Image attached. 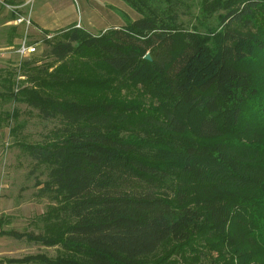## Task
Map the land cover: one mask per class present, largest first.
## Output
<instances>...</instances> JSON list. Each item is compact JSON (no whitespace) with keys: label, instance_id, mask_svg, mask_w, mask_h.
Instances as JSON below:
<instances>
[{"label":"trees","instance_id":"16d2710c","mask_svg":"<svg viewBox=\"0 0 264 264\" xmlns=\"http://www.w3.org/2000/svg\"><path fill=\"white\" fill-rule=\"evenodd\" d=\"M129 2L142 16L122 28L44 38L65 64L21 61L30 85L13 91L15 70H2V95L55 122L16 142L45 173L41 230L4 229L0 214V235L55 254L5 261L264 264V0H202L218 18L205 33L179 26L183 0Z\"/></svg>","mask_w":264,"mask_h":264},{"label":"rangeland","instance_id":"374dc122","mask_svg":"<svg viewBox=\"0 0 264 264\" xmlns=\"http://www.w3.org/2000/svg\"><path fill=\"white\" fill-rule=\"evenodd\" d=\"M51 1L54 9H48L45 6L41 7L42 0H31V3L26 6L25 11L22 10V12L21 7L17 8V10L21 14L30 13L32 9L40 10L44 13V19L48 20V22L50 21V25H53L52 19L64 18L59 24L71 22L76 27L83 28L93 34H98L110 28H122L129 20L142 16L129 0ZM201 1L183 0L182 5L179 6L177 23L185 31L196 30L205 33L207 27L218 24L217 13L209 17L203 15ZM162 6L164 7L165 4ZM144 11L146 13L147 10ZM16 16L12 6L0 2V77L5 74V71L2 70H15L12 77L15 82L12 89L15 92L21 85H30V83L25 81L26 74L20 66L15 68V61L17 59L13 53L18 44L17 40L23 34V31L21 32L23 28H19L16 32L12 29V24L3 25L9 20H14ZM66 28L41 31L30 28L27 31L28 36L31 42L38 41L37 49L36 52L23 58L22 61L36 58L35 65L43 67L48 65L49 72L65 64L63 61H55L44 55L47 46L43 39L47 33L53 36L55 33ZM13 37L16 43L9 44V40ZM146 53L150 55L149 51ZM68 61L67 65H74V63ZM12 63L14 64L12 65ZM71 69H73V66ZM76 71L82 72L81 70ZM60 88V85L51 86L54 92L56 90L60 91ZM1 90L2 87H0V214L4 218L9 219V222L4 223L3 228H13L20 232L33 231L34 233H38L41 230L42 223L35 219L47 210L48 200L45 197L38 199L35 195L39 184L45 179V173L39 168L35 169L33 167V161L30 156L16 142L20 140L28 143L40 141L43 134L52 128L55 122L41 119L36 109L13 98L9 99L7 96L1 94ZM123 91H126V89ZM129 94L128 97L130 98L137 95L136 91H131ZM15 109L19 110L16 119L13 117L6 118L7 120L1 119V117H5L4 114L6 112L11 113ZM17 123L20 124L18 132L16 135H12L9 133V128ZM170 249L171 245L165 244L150 259L161 257ZM55 250L54 246H45L25 238L17 239L11 236L0 235V264H31L10 263L5 261V259H20L37 253H46L52 256L55 254Z\"/></svg>","mask_w":264,"mask_h":264},{"label":"crops","instance_id":"0c3cea01","mask_svg":"<svg viewBox=\"0 0 264 264\" xmlns=\"http://www.w3.org/2000/svg\"><path fill=\"white\" fill-rule=\"evenodd\" d=\"M51 0H42L41 2V7H48V9H54V5L52 3ZM1 3L3 4H7L9 6L12 7H16L15 12L19 13L20 15H26V14H21L17 8L21 7V11H25L26 10V6L29 5V3H31V0H0ZM8 2V3H7ZM22 11V12H23ZM44 13L41 12L40 10H34L32 9L30 11V26L29 29L31 28L32 30H37V31H41V30H58L60 28L63 27H68L69 25L73 24V23H69V22H65V23H61L64 20V18H59V19H52V23L53 25H50V21L48 22V20L44 19ZM16 18V17H15ZM15 18L14 20H9L7 22H5L3 25L7 26V25H11L12 24V29L13 30H18L19 28H23L21 29V32L24 31V25L23 24H18L15 22ZM49 18V17H48ZM17 32V31H16ZM18 39V38H17ZM20 40V38H19ZM19 40H17L19 42ZM16 43V41L14 40V37L11 38L9 40V44L11 43ZM17 42V43H18Z\"/></svg>","mask_w":264,"mask_h":264},{"label":"built area","instance_id":"2783aa9c","mask_svg":"<svg viewBox=\"0 0 264 264\" xmlns=\"http://www.w3.org/2000/svg\"><path fill=\"white\" fill-rule=\"evenodd\" d=\"M15 9H16V7H13L14 11H15ZM15 13L17 15L15 18V22L18 24L24 25L23 34H22L17 46L13 50V53L15 54L16 59H17L15 61L16 62L15 65L20 66L23 58H26L29 55L36 52L38 41L31 42L29 39L28 33H27V31L29 30V26H30V13H27L26 15H20L17 12H15ZM51 37H52V34L47 33L44 38H51Z\"/></svg>","mask_w":264,"mask_h":264},{"label":"water","instance_id":"95a60500","mask_svg":"<svg viewBox=\"0 0 264 264\" xmlns=\"http://www.w3.org/2000/svg\"><path fill=\"white\" fill-rule=\"evenodd\" d=\"M144 58L147 59V60L151 59V57H150V55L148 53L145 54Z\"/></svg>","mask_w":264,"mask_h":264}]
</instances>
